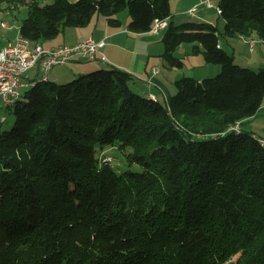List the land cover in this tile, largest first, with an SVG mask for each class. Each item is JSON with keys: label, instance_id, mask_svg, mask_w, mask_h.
<instances>
[{"label": "trees", "instance_id": "trees-1", "mask_svg": "<svg viewBox=\"0 0 264 264\" xmlns=\"http://www.w3.org/2000/svg\"><path fill=\"white\" fill-rule=\"evenodd\" d=\"M28 7L19 35L44 43L100 15L151 32L170 0H0ZM229 37L264 40V0H220ZM164 60L182 68L183 44L221 67L176 81L169 103L131 88L116 66L73 81H34L0 115V264H264V146L229 131L264 104V68L242 67L205 20L170 22ZM4 108V107H2ZM4 118V119H3ZM129 149L141 172H119L106 148Z\"/></svg>", "mask_w": 264, "mask_h": 264}, {"label": "crops", "instance_id": "crops-1", "mask_svg": "<svg viewBox=\"0 0 264 264\" xmlns=\"http://www.w3.org/2000/svg\"><path fill=\"white\" fill-rule=\"evenodd\" d=\"M203 1L205 0H170L172 17L168 19V22L179 24L174 22L177 17H181L187 12L194 13L196 15L199 12L197 11V9H199L198 7L205 6L204 9H202L203 11L200 13L201 16L199 19L214 24L208 11L214 9L215 5L213 4L212 7H207L206 5L202 4ZM218 8L219 6L216 7V10L218 14H220ZM193 9H195L194 12H192ZM91 23L86 27L76 29L74 28L72 33L71 31H66L63 41L69 46L75 45L90 37L96 41H105V45L100 49L99 57L96 61L101 62L99 59L101 55H104L106 57V61L102 63L112 64L134 76L135 80L131 85L133 87L135 86L137 89V91H135L138 94L147 98L157 99L161 102H163L164 99L165 103H169L175 94L176 81L181 78L179 77V74L174 73V68L169 67L166 62L164 63L166 64L165 66L167 69H165L166 71L163 72L162 68L157 66L158 62L154 59L155 57L151 50L153 45L163 41L162 39L167 28L162 30L159 34H154L153 32L136 34L129 30L128 22L126 27H123V22L121 27H113L107 22L105 18L101 19L99 17L94 25ZM68 33L70 35L74 34V39L70 38ZM161 33L164 34L160 36ZM256 37V34H252L250 36L232 37L230 40L228 39L229 41L227 40L226 45L231 48V54L234 56L235 60L241 59L244 61H251V58L253 57L252 54L256 53L257 50H264V47L261 45L262 43H255L253 51L250 49V43H248V40L256 41ZM240 39H242L244 43H240ZM14 41H5L4 43L0 44V49ZM43 46L48 49L58 45L46 46L43 44ZM220 47L224 49L223 43L221 42ZM84 62L85 61L79 58H75L70 62L71 67L67 68L66 75H62L56 70H49L50 72L47 74L41 66L32 68L22 78V83L24 84L22 90L26 88L25 86L29 85L31 82L41 81L44 76L47 79L46 81L61 83L73 75L74 77H77L89 69L98 67L96 64H85ZM202 67L205 70L206 68H209L205 65ZM214 70L219 71L218 68ZM196 77L197 76H193V78L197 80L204 79V76L199 78ZM3 111L4 109L1 108L0 115H2ZM241 129L264 139V106L258 110L256 115L247 119L241 125Z\"/></svg>", "mask_w": 264, "mask_h": 264}, {"label": "rangeland", "instance_id": "rangeland-1", "mask_svg": "<svg viewBox=\"0 0 264 264\" xmlns=\"http://www.w3.org/2000/svg\"><path fill=\"white\" fill-rule=\"evenodd\" d=\"M53 0H41V4H50L52 3ZM213 4L215 5L214 9H211L208 11V13L211 16V20L213 21V23L218 27L219 32H220V42L223 43L224 46V50L229 52L230 54L232 53V50L230 47H228L226 45L227 40L231 39L232 37L226 36L225 35V19L221 16V14H218L216 7L219 6L220 0H212ZM7 5H4L2 10H0V44L4 43L7 40H16L18 35H19V28L20 25L22 23V21L27 17L28 14V7L26 5L24 6H20L19 8L15 9V10H10L8 8H6ZM205 6H200L198 7L199 9H197V11H199L197 14H200L204 9ZM195 15L194 13H185L183 14L181 17H177L174 22L175 23H181V22H185V20H196L199 19L200 15ZM104 19L102 16L100 15H95V17L93 18L92 21V25H94L97 21L98 18ZM119 19H121V21L123 22V27H126L127 22L128 25L131 21V17L129 15L128 10H124L122 12H120L118 14ZM5 23V25H3ZM76 29V28H75ZM66 31H74V28H66V30L64 32H61L57 37H55L52 40H48L45 41L44 43H40V44H45L46 46L48 45H68L67 43H65L63 41L64 35L66 33ZM164 33H161V35H163ZM68 36L72 39H74V34H69ZM257 36V35H256ZM257 40L254 43H262L261 45L264 47V40L260 39L258 36L256 37ZM85 40V39H84ZM228 40V41H229ZM252 40H248V43H250ZM240 43H244V41L242 39H240ZM78 44V43H77ZM36 45V44H33ZM258 45V44H257ZM193 44L190 43H186L183 44L181 46V48L179 49V51L177 52V56L179 58H181L184 62V66L182 68H174L173 71L176 74H179L180 78H183L184 76H197L196 78H199L201 76H204V78H211V77H215L217 74H219L221 72V67L219 65L216 64H211L208 63L206 64L205 59L203 57V54H193ZM250 49L253 51V49L250 46ZM152 52L154 55V59L157 60V66H159L160 68H162L163 72H165L167 69L166 68V64L164 63V43L163 41L161 43H156L155 45H153L152 47ZM145 52V51H144ZM253 57L251 58V61H244L241 59H236L235 62L242 66V67H247L253 71L258 72L260 69L264 68V50H257L256 53L252 54ZM82 60V59H81ZM100 60V59H99ZM85 64H96L98 67L94 68V69H89L85 72H83V74H88L91 73L95 70H99L102 68H110L111 66H114L112 64H105L99 62V61H90V60H84ZM154 65V64H153ZM203 65H205L206 67H209L208 69L206 68V70L202 67ZM71 67V63H67L65 66H55L54 68H52L50 71L52 70H56L57 72L61 73L62 75H66L67 74V68ZM218 68L219 71H215L214 69ZM50 71H47L46 73L48 74ZM80 76V75H79ZM77 76V77H79ZM45 77V76H44ZM71 76L67 79H65L64 82H61V84L63 83H67L70 81H73L75 78ZM24 87V86H23ZM131 88L135 91H137V89L135 88V86L133 87L131 85ZM135 91V92H136ZM177 89L175 90V94H176ZM174 94V95H175ZM163 103H165V100L163 99ZM4 111L2 113V115L7 117V121L4 123V128L5 129H11L14 123V116H13V107L10 110H6L5 107L3 108ZM245 127V126H243ZM129 152V149H125V150H120L117 146L113 147V148H106V150H104V154L109 155L113 158V161L111 162L113 164V166L119 171V172H125V171H136V172H141L143 169L141 166H139L137 163H133L131 164L127 158V154ZM237 260V256H235L232 261L226 263V264H234L235 261Z\"/></svg>", "mask_w": 264, "mask_h": 264}, {"label": "built area", "instance_id": "built-area-1", "mask_svg": "<svg viewBox=\"0 0 264 264\" xmlns=\"http://www.w3.org/2000/svg\"><path fill=\"white\" fill-rule=\"evenodd\" d=\"M202 4L213 6L212 0H205ZM168 25L167 19L156 20L151 32L159 34ZM253 42L255 41L250 42L252 49ZM104 45L105 41H96L90 37L72 46L58 45L47 49L40 43L33 45L30 40L18 35L14 42L0 49V109L24 86L22 78L30 69L41 66L47 72L55 66L66 65L75 58L95 61ZM100 60L105 62L106 57L101 55ZM237 128H240V124L231 126L229 131Z\"/></svg>", "mask_w": 264, "mask_h": 264}, {"label": "bare ground", "instance_id": "bare-ground-1", "mask_svg": "<svg viewBox=\"0 0 264 264\" xmlns=\"http://www.w3.org/2000/svg\"><path fill=\"white\" fill-rule=\"evenodd\" d=\"M194 11H195V9L192 10V12H194ZM43 80H47L46 77H44ZM33 84H34V82H31V83H29V85H27L26 87H28V86H32ZM19 95H20V90L18 91V93H17L16 95H14L13 97L10 98V100H9V102H8V104H7L6 106H11V105H13V104L16 102V99L19 97ZM154 100H155V99H154ZM6 106H5V107H6ZM263 106H264V105H263ZM3 119H4V118H3ZM238 124H239V123H238ZM240 129H241V128L232 129L231 131L239 132ZM260 143H261L262 146H264V141H261V139H260ZM105 160H109V161H106V162H112V161H113V158H112L111 156H109V155H106V157L104 158V161H105Z\"/></svg>", "mask_w": 264, "mask_h": 264}, {"label": "water", "instance_id": "water-1", "mask_svg": "<svg viewBox=\"0 0 264 264\" xmlns=\"http://www.w3.org/2000/svg\"><path fill=\"white\" fill-rule=\"evenodd\" d=\"M26 87V86H25Z\"/></svg>", "mask_w": 264, "mask_h": 264}]
</instances>
